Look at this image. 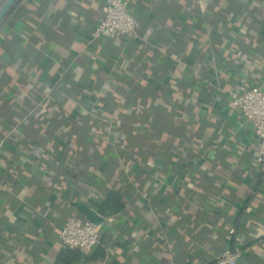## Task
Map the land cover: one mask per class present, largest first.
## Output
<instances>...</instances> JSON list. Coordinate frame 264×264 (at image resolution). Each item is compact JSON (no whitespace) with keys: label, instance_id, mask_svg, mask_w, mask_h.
<instances>
[{"label":"crops","instance_id":"crops-1","mask_svg":"<svg viewBox=\"0 0 264 264\" xmlns=\"http://www.w3.org/2000/svg\"><path fill=\"white\" fill-rule=\"evenodd\" d=\"M105 2L18 0L0 23V264H205L237 240L242 264H264L259 140L230 102L264 87V0H136L137 35L95 38ZM92 85L110 95L108 111L161 113L171 150L150 146L134 162L113 143L114 168L85 195L73 180L68 198L43 154L67 141L68 108L87 128L101 119L74 95ZM46 99L61 105L52 118ZM111 190L124 206L103 213ZM78 203L104 219L100 245L66 255L58 231L85 217Z\"/></svg>","mask_w":264,"mask_h":264},{"label":"trees","instance_id":"trees-1","mask_svg":"<svg viewBox=\"0 0 264 264\" xmlns=\"http://www.w3.org/2000/svg\"><path fill=\"white\" fill-rule=\"evenodd\" d=\"M118 38L122 39L123 37ZM33 89H37L34 84ZM74 93L76 97H85L93 101L101 110L102 115L94 127L87 128L81 124L75 108H66L68 111L66 114L72 121L67 128L68 139L67 141L60 139L59 149L54 147L51 150L52 152L43 154L50 166L54 165L53 168L55 170L59 169L58 171L52 168L49 170V183L55 186V194L65 195L70 198L72 196L70 190L75 186L73 183L75 179H80L78 183L81 186L83 195L93 191L96 188L97 180L101 179L102 176H106L109 169L114 168L112 156L114 151L108 147L113 146V143L121 145V148L130 150L131 154L128 158L134 162L145 158L144 156L151 151L149 149L150 146L151 149L170 152V144H166L163 141V132L166 127L163 125L162 114L155 113L151 105L140 111L138 107L132 108L122 103L116 111H108L105 107L110 95L103 90H97L96 86L92 85ZM43 104L41 107L42 116L49 118H52L51 111L60 105L50 99H46ZM46 104H51L50 109L45 106ZM49 133L47 134L49 135ZM65 152L67 153V158L63 165L58 160L62 158ZM78 153L82 154L84 162L83 164H78L77 167L74 158ZM127 163H129L128 160ZM78 187L77 185V189ZM123 206L124 203L120 193L111 190L102 202L101 212H118ZM80 216L82 215L80 214ZM99 245L94 248H98ZM64 248L66 255L72 252H79L81 249L70 248L66 245H64Z\"/></svg>","mask_w":264,"mask_h":264},{"label":"built area","instance_id":"built-area-1","mask_svg":"<svg viewBox=\"0 0 264 264\" xmlns=\"http://www.w3.org/2000/svg\"><path fill=\"white\" fill-rule=\"evenodd\" d=\"M136 0H106L104 16L93 30L95 38L114 39L118 37L137 35L140 21L134 12ZM233 108H239L259 140L257 162L264 167V87L254 85L243 91L230 93ZM236 236V229H230ZM59 239L70 248L90 250L100 243L101 225L78 214L71 215L58 231ZM238 239V236H236ZM245 259L243 247L237 240L236 244L228 246L213 261L205 264H241Z\"/></svg>","mask_w":264,"mask_h":264},{"label":"water","instance_id":"water-1","mask_svg":"<svg viewBox=\"0 0 264 264\" xmlns=\"http://www.w3.org/2000/svg\"><path fill=\"white\" fill-rule=\"evenodd\" d=\"M17 1L18 0H7L3 4V6L0 8V23L3 21L5 16L10 12V10L13 8V6ZM78 207L80 211L84 213L86 218L97 224H102L104 219L95 210L87 207L84 203H78Z\"/></svg>","mask_w":264,"mask_h":264}]
</instances>
